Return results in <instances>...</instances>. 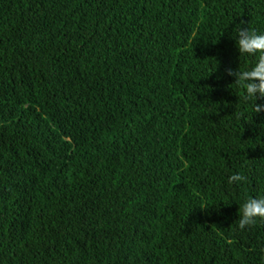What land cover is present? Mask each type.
Returning <instances> with one entry per match:
<instances>
[{
    "label": "trees",
    "instance_id": "trees-1",
    "mask_svg": "<svg viewBox=\"0 0 264 264\" xmlns=\"http://www.w3.org/2000/svg\"><path fill=\"white\" fill-rule=\"evenodd\" d=\"M241 27L264 0H0V264H264Z\"/></svg>",
    "mask_w": 264,
    "mask_h": 264
},
{
    "label": "clouds",
    "instance_id": "clouds-1",
    "mask_svg": "<svg viewBox=\"0 0 264 264\" xmlns=\"http://www.w3.org/2000/svg\"><path fill=\"white\" fill-rule=\"evenodd\" d=\"M235 46L241 56L257 57L255 63L249 68H237L233 84L243 90L245 101H255L252 104V114L264 113V104L257 103L264 98V34H258L251 28H238L235 35ZM243 180L239 174H233L228 182L235 183ZM258 220H264V196L247 199L239 210L238 227L242 230L251 226Z\"/></svg>",
    "mask_w": 264,
    "mask_h": 264
}]
</instances>
